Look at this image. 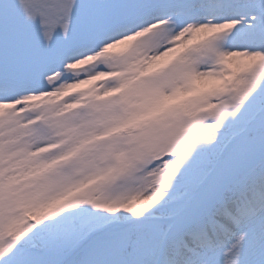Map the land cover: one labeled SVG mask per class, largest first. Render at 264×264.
Here are the masks:
<instances>
[{
	"label": "snow or ice",
	"instance_id": "1",
	"mask_svg": "<svg viewBox=\"0 0 264 264\" xmlns=\"http://www.w3.org/2000/svg\"><path fill=\"white\" fill-rule=\"evenodd\" d=\"M0 264H264V0H0Z\"/></svg>",
	"mask_w": 264,
	"mask_h": 264
}]
</instances>
